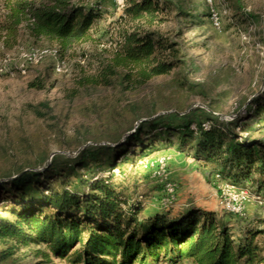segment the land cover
I'll return each mask as SVG.
<instances>
[{
	"label": "trees",
	"instance_id": "16d2710c",
	"mask_svg": "<svg viewBox=\"0 0 264 264\" xmlns=\"http://www.w3.org/2000/svg\"><path fill=\"white\" fill-rule=\"evenodd\" d=\"M227 1L241 20L253 18L245 12L243 0ZM0 2L9 18L2 28L10 38L25 21L31 37L43 38L61 56L98 40L94 28L101 17L98 7L71 0ZM171 6L175 5L169 0H127L115 47L93 55L96 65L88 64L90 72L79 69L77 89L115 83L124 90L137 88L185 65L180 45L158 29ZM176 9L177 16L186 14L181 7ZM29 86L43 88L40 82ZM196 87L187 85L189 91ZM201 90L197 93L204 94ZM252 108L254 115L230 121L204 112L205 121L195 123V128L188 119L191 112L147 114L127 130L123 140L114 139L113 146H86L73 158L56 154L48 164L46 158L40 159L38 165L44 166L40 171L9 173L11 179L0 183V193H5L0 198V264H14L20 253L30 254L40 264H54L53 260L66 264H262L264 215L236 227L232 221L238 217L191 201L179 204L177 189L170 195L163 184L159 185L160 207L145 215L143 203L133 202L114 183L113 175L115 169L122 172L117 165L120 159L131 164L133 157L144 158L160 146L172 147L194 160L207 183L216 180L239 190L252 189L264 198V126L258 124L264 113V90L246 106V113ZM38 114L43 118L44 113ZM132 146L139 151L129 158Z\"/></svg>",
	"mask_w": 264,
	"mask_h": 264
},
{
	"label": "rangeland",
	"instance_id": "374dc122",
	"mask_svg": "<svg viewBox=\"0 0 264 264\" xmlns=\"http://www.w3.org/2000/svg\"><path fill=\"white\" fill-rule=\"evenodd\" d=\"M71 1L98 7L101 17L94 24L98 40L81 44L57 59L45 58L37 63L22 53L55 46L43 38L31 37L25 21L18 25L17 35L10 38L2 28L9 18L0 2V183L11 179L7 175L18 169L42 170L44 166L38 165L42 158L48 164L56 154L73 158L86 146H113L114 139L123 140L129 134L127 130L136 127L144 120L140 116L147 114L191 112L188 119L193 121L192 128L205 121L204 112L224 121L254 115V108L247 113L245 108L264 90V0H243L245 12L253 16L247 20L235 16L227 0H169L175 6L158 29L180 45L185 65L128 90L118 83L111 87H76L79 69L90 72L88 64L96 65L93 55L108 53L115 47L119 17L127 0ZM176 7L186 14L177 16ZM58 60L64 62L60 73L55 71ZM32 82H40L43 88L30 87ZM188 84L197 87L189 91ZM199 89L204 94H198ZM35 111L44 113L43 118ZM260 117L258 124L264 126V113ZM170 119L177 122L174 116ZM242 126L240 122L236 133L240 134ZM128 151L127 157L131 158L132 152L139 150L132 146ZM161 157L166 159L167 178L177 186L179 204L191 201L207 207L219 205L222 211L220 183H207L196 167L187 166L195 163L191 157L160 146L144 158L133 157L131 164L120 159L117 165L122 172L113 171L114 183L133 202L143 203L145 215L160 207V183L155 173ZM182 157L189 159L185 160L187 165H183ZM4 197L5 193H0V198ZM258 214L264 215V209L246 203L244 216L238 217L234 225ZM24 255L20 253L14 264H40L30 254ZM53 263L66 264L58 260Z\"/></svg>",
	"mask_w": 264,
	"mask_h": 264
},
{
	"label": "built area",
	"instance_id": "2783aa9c",
	"mask_svg": "<svg viewBox=\"0 0 264 264\" xmlns=\"http://www.w3.org/2000/svg\"><path fill=\"white\" fill-rule=\"evenodd\" d=\"M215 25H218V21L214 19ZM22 56L29 61H34L37 63L39 60L45 58L57 59L59 54L57 49L53 48H43L31 50L28 53H22ZM64 68V62L57 61L55 64V71L60 73ZM22 74L25 73L24 70L21 71ZM204 127H207V124H203ZM158 171L155 173L158 175V182L163 184L165 190L168 194L173 195L177 186L175 183H172L167 178V173L165 170L166 159L161 157L158 162ZM216 179H219V176H216ZM220 199H221V209L222 211L232 214L236 217L244 216V205L246 203H253L258 207H264V198L259 194L255 193L251 189L239 190L235 186L220 182L219 184Z\"/></svg>",
	"mask_w": 264,
	"mask_h": 264
},
{
	"label": "crops",
	"instance_id": "0c3cea01",
	"mask_svg": "<svg viewBox=\"0 0 264 264\" xmlns=\"http://www.w3.org/2000/svg\"><path fill=\"white\" fill-rule=\"evenodd\" d=\"M179 156H182V155H179ZM175 158H178L177 156L175 157ZM181 158V157H180ZM183 159V165H187V163H186V161L185 160H189V159H185L184 157H182ZM187 162H189V161H187ZM187 166H190V167H192V168H195L196 167V165H195V163L194 164H190V165H187ZM180 204H182V203H180ZM199 206H201V207H203V208H205V209H208V210H212V211H215L216 213H218V214H220L221 213V211H220V207H218V206H213V207H207L206 205H205V203H203V204H198ZM225 220L226 221H230V218L229 217H225ZM232 223L234 224V221H232ZM236 223V222H235Z\"/></svg>",
	"mask_w": 264,
	"mask_h": 264
}]
</instances>
